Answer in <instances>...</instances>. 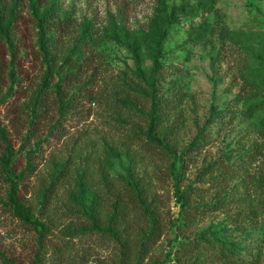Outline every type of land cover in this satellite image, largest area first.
I'll return each mask as SVG.
<instances>
[{
  "label": "rangeland",
  "instance_id": "obj_1",
  "mask_svg": "<svg viewBox=\"0 0 264 264\" xmlns=\"http://www.w3.org/2000/svg\"><path fill=\"white\" fill-rule=\"evenodd\" d=\"M161 1L0 0L15 50L1 52L0 126L17 196L47 230L13 215L0 161L11 261L120 264L128 239L150 245L140 264H264V0ZM53 5L67 35L38 22ZM151 118L163 146L148 141ZM123 189L141 193L155 236L142 208L111 228Z\"/></svg>",
  "mask_w": 264,
  "mask_h": 264
},
{
  "label": "trees",
  "instance_id": "obj_2",
  "mask_svg": "<svg viewBox=\"0 0 264 264\" xmlns=\"http://www.w3.org/2000/svg\"><path fill=\"white\" fill-rule=\"evenodd\" d=\"M163 2L161 0H154V7L155 11L158 10L161 6H163ZM38 22L41 26V28L50 31V30H59V33L61 35H67L70 31L69 28L73 27V22L71 17L67 16L65 11H61L60 6L53 5L51 9L47 11L42 17H38ZM51 32V31H50ZM2 34L0 32V105L3 103L5 97L1 96V86L3 79L5 77V72L8 69V64H6L5 60H3L1 52L2 49L7 46L12 50L11 54L14 55V46L11 45V42L8 39H3ZM7 41V42H6ZM86 42V41H85ZM88 42V41H87ZM9 43V45H8ZM133 53H135L136 57L138 56L136 54L137 49L132 46L131 44H127ZM138 59V57H137ZM14 74V71H11V75ZM74 80H76L75 73L68 72L66 73V76L63 77L62 82L64 81L65 86L71 84ZM63 88L60 87L58 89V96L59 98H62L60 93H62ZM41 92H43L42 89H40L39 96H37L35 100V109L42 108V105L45 104L47 101L45 100V97H48L47 91H44L43 96L41 97ZM63 95V93H62ZM60 101V100H59ZM152 116V115H151ZM156 123V120L154 118L150 119L149 127H148V141L151 143L156 142L157 145L163 146L162 140H160L156 135L154 131V125ZM0 139L5 144V154L0 159L1 161V169L4 171L5 180L9 183L10 188L8 192V205L10 206L12 213L14 216L19 218L23 224L26 226H29L39 233V237H43L46 233V227L37 220L31 219V211L28 206L23 204L20 199L17 196V179L16 174L13 172V163L15 161L16 155L14 154L12 148L10 147L9 143L7 142V138L5 135V129L1 128L0 126ZM159 150V149H158ZM29 162V161H28ZM130 182H127L126 186L124 188H129V185H132ZM137 183L133 182V185H136ZM113 212L111 213L110 223L111 228L115 227L122 228L123 224L126 223V214H127V208H130V211H133L135 213H139L141 211L140 208L143 210L141 211L143 214H150L147 213V205L145 204L144 200L142 199L141 193H137L136 195H133L129 191H126L123 189L122 195L120 197H117L113 203ZM150 214L149 221L152 225L153 231L151 232L150 236L154 235V230L156 229L157 220L155 217L151 216ZM111 230V229H109ZM154 241V240H153ZM40 242V241H39ZM139 248L135 247V245L129 241L128 239L121 241V247H120V264H140L142 261V258H144L145 255H147L149 246L147 245V240L143 241L140 245H138ZM0 259L4 264H19L16 262L11 261L9 258H7L3 253L0 252ZM38 261V259H35V263ZM236 262H239L241 264H250L245 259H237Z\"/></svg>",
  "mask_w": 264,
  "mask_h": 264
}]
</instances>
